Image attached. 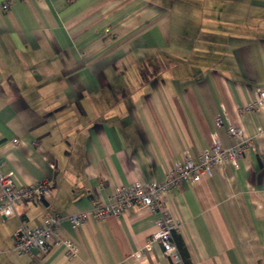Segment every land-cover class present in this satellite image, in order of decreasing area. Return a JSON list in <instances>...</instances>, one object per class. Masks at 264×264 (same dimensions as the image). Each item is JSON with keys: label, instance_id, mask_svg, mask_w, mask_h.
Masks as SVG:
<instances>
[{"label": "crops", "instance_id": "1", "mask_svg": "<svg viewBox=\"0 0 264 264\" xmlns=\"http://www.w3.org/2000/svg\"><path fill=\"white\" fill-rule=\"evenodd\" d=\"M4 1L0 171L52 186L0 214V264H264V102L244 110L264 88V0H10L7 12ZM228 124L254 143L238 167L223 163L163 197L180 262L156 242L132 259L156 230L144 207L70 223L120 185L163 180L214 138L230 147ZM52 213L75 255H16L19 222Z\"/></svg>", "mask_w": 264, "mask_h": 264}, {"label": "built area", "instance_id": "2", "mask_svg": "<svg viewBox=\"0 0 264 264\" xmlns=\"http://www.w3.org/2000/svg\"><path fill=\"white\" fill-rule=\"evenodd\" d=\"M11 1L6 0L1 4L4 12L9 11ZM264 102V88L256 91L255 99L245 106L244 110L255 109ZM215 124L221 126L223 120L220 116L215 119ZM228 135L233 144L223 147L214 138L211 146L196 156L185 153L183 161L177 162L173 168L168 169L163 180L141 182L132 181L125 185L116 187L112 195L103 199L94 198L92 209L88 213L79 212L68 215L73 227L84 224L88 218L101 220L108 216L119 217L133 207H144L156 215L154 224L156 230L146 241L145 245L132 254V259L140 260L151 249L152 243H158L164 255L171 261H181L179 249L174 241V234L178 228L173 221L169 211L164 205L163 197L172 189L187 183H197L203 175H212L216 167L227 163L234 168L238 167L239 160L246 152L254 147L251 138L244 135L239 126L228 124L226 126ZM18 139H14L16 143ZM102 185V183H101ZM51 180H43L35 183L19 185L14 180V172L6 174L0 171V214L4 217L15 214L14 208L24 202H38L43 200L50 192ZM60 215L52 213L46 215L40 225L30 227L22 221L12 234V250L18 256L33 258L40 254H47L55 246H64L68 257L75 255L77 247L70 239L62 238L58 233Z\"/></svg>", "mask_w": 264, "mask_h": 264}, {"label": "trees", "instance_id": "3", "mask_svg": "<svg viewBox=\"0 0 264 264\" xmlns=\"http://www.w3.org/2000/svg\"><path fill=\"white\" fill-rule=\"evenodd\" d=\"M175 237H176V242H177L176 245L179 249L180 254H184V248H183L182 242L179 240V238L177 236H175Z\"/></svg>", "mask_w": 264, "mask_h": 264}]
</instances>
